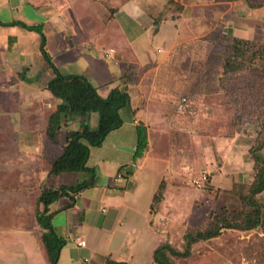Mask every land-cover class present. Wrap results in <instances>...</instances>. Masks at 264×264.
<instances>
[{"label": "rangeland", "instance_id": "obj_1", "mask_svg": "<svg viewBox=\"0 0 264 264\" xmlns=\"http://www.w3.org/2000/svg\"><path fill=\"white\" fill-rule=\"evenodd\" d=\"M233 1L229 10L240 9L242 14H248L249 23L259 28L255 38L250 39L249 48L241 50L232 62L235 69H226L233 55L231 29L224 28L225 33L220 22H214L197 37L192 34L181 41L160 64L145 65L131 77L134 99H138V108L145 113L140 122L149 129L157 160L167 165L162 180V206L153 208L159 231L167 235L166 241L172 246L184 250L186 233L224 225L215 236L189 244L187 256L167 252L171 264H264V189L250 191L260 168L264 174V0ZM247 5L251 10L246 7L243 11L242 7ZM23 7L27 16L35 17L34 22L39 23L40 11L29 4ZM232 11L226 17H231ZM28 30L20 23L1 25L0 41L5 34L16 42ZM33 31L37 37L29 42L26 57L9 51L10 58L0 53V61L32 63L34 74L51 71L41 53V36ZM21 46L17 42L18 50L23 49L24 45ZM258 46H262L260 53L253 55ZM6 69L0 70V264H49L43 250L40 253V247L34 246L31 239L22 240L27 248L25 254L23 243L18 241L22 238L18 228L24 227L40 238L43 229L34 216L35 168L51 164L52 157L61 151L59 144L63 143L64 127L68 126L60 132L57 152H50L45 135L42 141L38 132L21 136L17 126L13 129L15 124L22 123L16 119L18 111L24 113L28 109L26 112L34 115L37 109L36 100L30 99L29 105L25 96L43 97L44 105L40 103V112L37 111L41 113L40 119L47 109L55 108L56 100L46 90L42 94L41 86L23 78L24 67ZM20 69L22 73L18 72ZM46 76L44 73L37 79L42 86L47 82ZM9 81L10 88L6 84ZM182 98L185 99L179 107ZM129 107L120 109L123 119L131 115ZM7 115L15 120L12 125L3 122ZM34 155L42 156L43 162L37 163ZM162 169L156 166L148 173L154 176ZM87 173L91 175L89 170L74 175L53 174L55 182L51 184L60 187L58 181L70 176H77L75 180L80 183L91 181V177L87 180ZM245 213L258 223L249 228L226 226L225 219L234 220Z\"/></svg>", "mask_w": 264, "mask_h": 264}, {"label": "crops", "instance_id": "obj_2", "mask_svg": "<svg viewBox=\"0 0 264 264\" xmlns=\"http://www.w3.org/2000/svg\"><path fill=\"white\" fill-rule=\"evenodd\" d=\"M233 2V0H0V21L10 22L19 18L26 24H43L46 49L50 50L52 60L61 73L84 75L102 97H106L114 87H126L130 95L131 115L123 119L118 128L112 129L101 144L89 146L86 166L91 169L92 176L87 173L89 177L87 180L92 179L88 187L70 192L69 196H62L50 204L52 213L50 223L57 234L65 239L57 264H107V258L128 264H158L153 257L154 249L162 243H171L166 241L167 235L158 229L157 213L152 210V202L160 183L166 177L167 165L161 163L160 159L157 160L158 154L151 144L149 129L140 122L144 121L145 113L138 108V99H134L132 81L124 83L123 75L131 73L133 77V72L145 65L160 64L165 58L170 57L181 41L192 34L197 37V33L200 35L204 27H210L214 22H220L223 32L224 28L231 29L232 38L249 40L255 38L259 28L256 29L255 24L249 23L248 14H242L241 10L236 8L234 12L230 9L231 17H226ZM25 4L40 11L42 18L40 21L37 20L39 23L34 22L35 17L27 16V11L23 7ZM246 7L251 10L248 5L242 7V10L245 11ZM92 25H96V28H92ZM22 35L23 38L17 39L16 42L11 36L2 35L0 53H5L8 58L9 51L16 56L26 57L29 42L37 36L33 30H28ZM17 42L22 45L21 47L24 45L23 49L18 50ZM16 65L24 67L25 80L36 83V87L41 86V93L44 90L48 91L37 79L41 74L47 73L45 81L49 80L54 75L52 70H41L42 73L38 71L34 74V71L31 72V69H34L32 63L13 64L9 60L0 61V70L5 72L8 70L6 68ZM18 72L23 71L20 69ZM6 84H9L7 87L10 88V81ZM29 96H25L27 104L31 100H36L35 116L26 112L28 109L24 113L15 112L18 116L17 121L22 123L15 124L13 129L17 126L21 136L32 133L35 135L38 132L43 141L47 116L51 110L47 109L48 112L40 119L38 106L44 105V99L38 95ZM55 100L57 104L59 100L56 98ZM48 104L52 105L50 101ZM22 115L27 116L22 118ZM36 116L37 118H34ZM97 118L95 112L89 115L88 122L91 127L97 125ZM85 119L76 117L68 121V127L64 129H77L80 122ZM37 120L41 122L37 123ZM14 121L8 115L3 120L5 125H12ZM138 125L145 126L147 145L141 155L135 156ZM13 129L9 130L10 135L13 134ZM47 145L51 146L50 152L51 150L57 152V144L49 141ZM61 145L62 143L59 144L61 151L56 155L62 152ZM41 147L40 152L43 150V142ZM34 158L37 163L43 162L42 156L34 155ZM156 166L163 169L160 173L150 176L148 171L156 169ZM49 168L50 165L46 168L43 166L35 168V202L42 187L57 188L51 184L56 175L50 174ZM74 172L77 171L69 173L74 175ZM75 179L77 180V176H70L67 180L60 179L58 184L73 186L80 183ZM158 206H162L161 202ZM18 230H22L19 231L22 238L18 241L23 243V239H31L34 246L40 247V253L43 250L44 258L47 259L38 235L24 227ZM23 247L27 255L25 243Z\"/></svg>", "mask_w": 264, "mask_h": 264}, {"label": "trees", "instance_id": "obj_3", "mask_svg": "<svg viewBox=\"0 0 264 264\" xmlns=\"http://www.w3.org/2000/svg\"><path fill=\"white\" fill-rule=\"evenodd\" d=\"M22 24L25 28L37 31L41 36L40 49L44 59L52 69L54 75L45 83L47 89L59 102L55 108L51 110L47 116V124L45 137L48 141L58 144L59 137L63 126H67V122L76 117L86 118L82 120L77 129H67L63 136L62 152L52 157L49 168L50 174H59L62 172L84 171L91 169L86 166L90 145H99L103 141L105 135L112 129L118 128L123 123L120 115V109L124 106H130V95L126 91V87H114L110 90L106 97H102L97 92L92 83L82 74H63L53 64L51 56L45 46V35L43 33V24H26L23 21L12 20L8 23L0 21V25L4 24ZM252 41L240 37L232 38L233 55L228 59L226 69L231 71L236 68L232 62L241 50L249 48L248 44ZM262 46H258L252 51L253 55L259 54ZM131 73L123 75L124 83L131 81ZM95 112L98 115L97 125L91 127L88 118ZM138 142L135 156L142 154L147 145V136L145 126H137ZM90 184L89 181L78 183L73 186L61 185L57 188L42 187L40 194L37 196V206L35 209V218L40 225L42 232L40 241L43 244L44 251L49 264H57L61 247L65 243V239L58 236L50 223L52 213L50 212V204L60 196L70 195V192H77L83 187ZM264 189V174L260 168L256 180L251 184L250 191L260 192ZM163 181L160 183L158 191L154 194L152 202V210L158 205L162 199ZM42 208L39 209V206ZM248 217V218H247ZM253 221V222H251ZM228 227L249 228L258 223L245 215L240 218L225 219ZM249 223V224H248ZM224 225H216L213 228L199 230L195 233L189 232L184 235L187 240L185 249L179 250L169 243L160 244L153 253L154 260L158 264H171V260L167 256V252L178 257L187 256L189 253V244L215 236ZM107 264H128L126 262H118L106 259Z\"/></svg>", "mask_w": 264, "mask_h": 264}, {"label": "built area", "instance_id": "obj_4", "mask_svg": "<svg viewBox=\"0 0 264 264\" xmlns=\"http://www.w3.org/2000/svg\"><path fill=\"white\" fill-rule=\"evenodd\" d=\"M184 99H185V98H182L181 102H179V107L182 106V103H183ZM119 176H120V175H119ZM81 243H82V242H78V244H81Z\"/></svg>", "mask_w": 264, "mask_h": 264}]
</instances>
